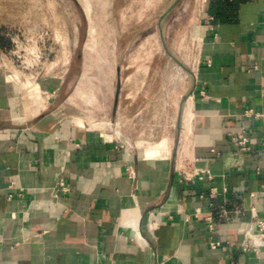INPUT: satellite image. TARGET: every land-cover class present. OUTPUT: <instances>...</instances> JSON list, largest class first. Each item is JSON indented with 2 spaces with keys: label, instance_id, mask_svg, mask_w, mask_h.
I'll return each mask as SVG.
<instances>
[{
  "label": "crops",
  "instance_id": "1",
  "mask_svg": "<svg viewBox=\"0 0 264 264\" xmlns=\"http://www.w3.org/2000/svg\"><path fill=\"white\" fill-rule=\"evenodd\" d=\"M183 1L106 24L109 59L138 29L137 68L119 79L116 64L113 103L64 99L58 69L35 93L0 69V264H264L252 237L264 220V0ZM248 129L239 154L233 137ZM196 167L202 178L185 180Z\"/></svg>",
  "mask_w": 264,
  "mask_h": 264
},
{
  "label": "rangeland",
  "instance_id": "2",
  "mask_svg": "<svg viewBox=\"0 0 264 264\" xmlns=\"http://www.w3.org/2000/svg\"><path fill=\"white\" fill-rule=\"evenodd\" d=\"M154 1L156 2V0H0V26L7 27L2 31L3 37L7 40L0 44V69L7 70L8 74H12L16 81L19 80V83L30 91L34 88L33 92L39 90L38 80L58 69L65 77L61 91L64 99L75 100L77 103H89L90 100H93V103H113L116 64L123 68V75L118 72L119 79L120 76L132 74L137 68L136 62L131 64L132 61L128 59L129 53L135 54L137 45H130L128 50V42L133 40L138 29L120 34L121 43L112 55L113 58L117 55L118 59H109L105 56V45L102 43L108 36L106 24L111 25L113 22L123 27L126 25L125 22L135 23L141 7L145 5L147 16V11L152 9ZM160 3L163 10L170 5L173 7L181 5L184 1L161 0ZM127 6H130V9L122 12V8L127 9ZM152 14L151 11L150 20L154 18ZM145 30L152 32L153 29ZM114 35L112 33V36ZM74 39L79 41L73 47ZM90 52L93 55L91 64ZM106 69L110 71V76H100L99 73H104ZM94 87H97L96 92L90 90H94ZM127 93L130 99L133 97L136 99V94L140 97L142 95L124 92L123 97ZM102 115L98 118H102ZM116 115L119 116L117 113ZM111 121L114 124L119 123L118 117H113Z\"/></svg>",
  "mask_w": 264,
  "mask_h": 264
},
{
  "label": "built area",
  "instance_id": "3",
  "mask_svg": "<svg viewBox=\"0 0 264 264\" xmlns=\"http://www.w3.org/2000/svg\"><path fill=\"white\" fill-rule=\"evenodd\" d=\"M14 76H16V75H14ZM10 79L12 81H15V82L18 81L19 82V80L16 81L14 79V77L10 76ZM32 90H34V88ZM255 116L257 118H264V113H255ZM80 125H82L85 128H88V123H80ZM117 125H118L117 122L114 124L112 121H108L105 124V127H102V129H103L102 131L104 132V131L111 130L114 127H117ZM103 132L97 131V133H103ZM249 132H251V129H248V131H245V132L241 133L240 135L233 137V143L237 148V153L243 154L245 152H248L252 148V145H251L252 143H251V140H250V137L248 134ZM112 142L115 143V146L118 149H122L125 146V143L123 141H121L119 137L118 138H112ZM263 143H264V141H263ZM126 171L132 179L136 178L137 174H136V171L132 165H127ZM182 172H183L184 179L188 180V181L193 180V179L198 178V177L202 178V175L205 173V171L203 169L197 168V167L194 168L192 171L183 170ZM60 186H61V189L63 191L69 190L67 184L65 183V181L63 179L60 180ZM253 216L255 218H257V215H256L254 210H253ZM257 221H258V225H259V231H257V233L252 234L255 246L261 245V244L264 245V220H257ZM210 227H211V229H213V225H210ZM218 245H219L218 242H215V241L211 242V246L213 248L217 247ZM249 246L250 245L248 243H244L243 249L248 250L250 248ZM255 249H257V247H255Z\"/></svg>",
  "mask_w": 264,
  "mask_h": 264
},
{
  "label": "bare ground",
  "instance_id": "4",
  "mask_svg": "<svg viewBox=\"0 0 264 264\" xmlns=\"http://www.w3.org/2000/svg\"><path fill=\"white\" fill-rule=\"evenodd\" d=\"M28 84V83H27ZM188 121H189V114H188V112H187V115H185V122L186 123H188ZM119 133V132H118ZM121 135V134H120ZM56 197V196H55ZM131 227V226H130Z\"/></svg>",
  "mask_w": 264,
  "mask_h": 264
},
{
  "label": "trees",
  "instance_id": "5",
  "mask_svg": "<svg viewBox=\"0 0 264 264\" xmlns=\"http://www.w3.org/2000/svg\"><path fill=\"white\" fill-rule=\"evenodd\" d=\"M217 17H218V15L216 14L215 18H217Z\"/></svg>",
  "mask_w": 264,
  "mask_h": 264
}]
</instances>
